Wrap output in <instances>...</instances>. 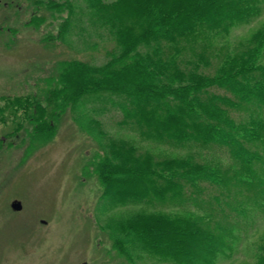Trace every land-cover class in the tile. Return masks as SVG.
<instances>
[{"label": "trees", "instance_id": "trees-1", "mask_svg": "<svg viewBox=\"0 0 264 264\" xmlns=\"http://www.w3.org/2000/svg\"><path fill=\"white\" fill-rule=\"evenodd\" d=\"M63 1L38 3L52 16L67 10L51 42L72 51L79 40L78 53L98 51V43L84 35L87 20L109 34L93 36L107 37L113 46L102 64L56 63L51 104H62L54 111L70 112L74 125L99 146L102 156L83 170L98 178L99 205L108 208L113 198L122 206L131 193L150 210L109 223L112 244L128 264H137L141 251L163 254L166 263L218 264L242 238L240 223L230 218L253 227V210L264 211V22L226 53L212 39L262 17L264 0ZM209 54L218 60L215 67ZM202 65L211 69L205 72ZM242 110L245 118L232 116ZM114 114L121 115L120 127L152 143L205 155L217 150L231 163L209 156L160 159L133 145L127 155L107 133L105 121ZM44 117L34 122L47 134L57 125L51 117L47 127ZM116 185L126 188L114 194ZM211 189L218 192L204 199ZM216 208L225 217L215 219ZM253 264H264V241Z\"/></svg>", "mask_w": 264, "mask_h": 264}, {"label": "rangeland", "instance_id": "rangeland-1", "mask_svg": "<svg viewBox=\"0 0 264 264\" xmlns=\"http://www.w3.org/2000/svg\"><path fill=\"white\" fill-rule=\"evenodd\" d=\"M39 2L0 0V264H128L112 244L108 224L150 210L140 201L135 202L131 193L125 195L122 206L113 204V198L108 208L107 203L99 205L102 192L98 178L83 174L85 166L94 167L102 156L99 146L74 125L70 112L54 111L62 104H51V91L57 85H51V79L58 74L56 63L77 59L102 64L113 43L104 36L94 37L109 34L89 26L87 20L84 35H91L88 37L98 43V51L78 53L83 51V42L79 40H75L72 51L51 42L58 34L57 27L66 19L67 10L61 9V13L56 11L52 16ZM263 22L264 13L251 24L234 28L229 36L212 39L215 49H223L224 53L237 49ZM208 56L215 67L218 60ZM201 67L205 72L211 69ZM44 116L47 127H51V117L57 125L47 134L38 132L35 126V120ZM232 116L240 120L247 112H232ZM121 120V115L114 114L105 124L110 139L116 142L114 148L122 143L120 148L127 155L131 156L128 151L133 145L141 153L151 152L160 159L209 156L226 165L231 163L228 155L217 150L205 155L200 149L178 150L152 143L131 128L120 127ZM121 187L126 185H116L113 193L125 190ZM217 192L211 189L204 199L209 200ZM16 200L22 204L21 211L11 207ZM191 209L197 210V206ZM214 211L215 219L225 217L218 208ZM252 216L253 227L244 226L247 222L239 217L230 218V223H240L242 238L234 253L220 258L218 264L255 262L264 241V211L255 209ZM159 257L141 251L136 262L172 264L163 262V254Z\"/></svg>", "mask_w": 264, "mask_h": 264}, {"label": "water", "instance_id": "water-1", "mask_svg": "<svg viewBox=\"0 0 264 264\" xmlns=\"http://www.w3.org/2000/svg\"><path fill=\"white\" fill-rule=\"evenodd\" d=\"M22 204H21V202H19V201H14L13 203H12V209L14 210V211H21L22 210Z\"/></svg>", "mask_w": 264, "mask_h": 264}]
</instances>
